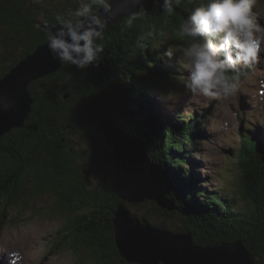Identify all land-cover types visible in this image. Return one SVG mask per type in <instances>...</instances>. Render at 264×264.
I'll use <instances>...</instances> for the list:
<instances>
[{
  "label": "trees",
  "instance_id": "1",
  "mask_svg": "<svg viewBox=\"0 0 264 264\" xmlns=\"http://www.w3.org/2000/svg\"><path fill=\"white\" fill-rule=\"evenodd\" d=\"M78 6L79 0H65L50 8L42 0H0V78L46 42L47 31L39 24L56 26L57 14ZM194 6L185 2L168 16L156 0H147L135 11L143 15L131 26L128 16L106 27L105 49L98 64L78 70L63 63L56 73L32 82L34 103L25 127L0 136L3 224L19 218L14 211L23 213L34 199L47 194L54 204L45 215L61 213L67 219L65 231L57 232L62 244L77 253L85 250L94 264H137L124 259L116 246L113 220L122 200L114 187V157L100 127L105 120L115 126L123 124L124 132L143 145L153 162L166 166L177 186L180 194L171 198L183 212L184 225L177 229L164 222L154 225L190 232L202 245L242 240L256 264H264V138L255 140L242 132L234 156L238 185L207 192L196 187L201 177L194 164L200 161L192 156L201 141L198 125L205 121L197 113L183 112L170 120L155 96L162 87L171 90L183 84L186 70L175 56L160 58V53L166 47L175 50L186 45L187 38L180 37L178 29ZM149 26L155 27L157 35L142 52L137 35ZM244 71L241 81L253 72ZM250 113L245 114L251 117ZM75 133L85 140V150L74 143ZM90 147L108 158L111 180L98 188H91L84 175L89 162L97 161L88 152ZM151 210L159 216H172L156 205Z\"/></svg>",
  "mask_w": 264,
  "mask_h": 264
},
{
  "label": "rangeland",
  "instance_id": "2",
  "mask_svg": "<svg viewBox=\"0 0 264 264\" xmlns=\"http://www.w3.org/2000/svg\"><path fill=\"white\" fill-rule=\"evenodd\" d=\"M64 1L65 0H42L43 4L49 8ZM254 10L258 12L260 22L264 24V0H257V5ZM120 20L122 19L117 21ZM44 29L47 31L46 28ZM182 47L184 46H176L175 51L178 52ZM262 55H264V47H262ZM62 65L63 63H61V66H59L57 70L48 75L56 73ZM39 79L33 80L32 82ZM32 82L29 85V89ZM168 91H170V89L166 90L162 87L155 96L159 99L162 93ZM171 91L178 97V102L167 105L160 100L164 106L165 117L168 116L170 120H174V117L182 112L185 115L197 113V118L199 119L201 117L202 119L200 120L202 122L205 121L202 125H198L197 132L199 135L197 136H199L198 140L201 141L193 148L192 153L193 158L200 161L198 165L196 163L194 164V167L196 169L198 168L201 177L197 180L196 187L199 185L201 189L207 192H212L221 187L227 188L228 190L236 188L238 185L237 177L239 170L237 169L235 163L236 158H234V156L236 150H238L240 146V134L245 132L250 134L255 140L264 138V59L259 62L253 72L243 78L240 90L234 96L228 98L221 97L218 99L192 96L186 94L183 84L175 88L172 87ZM128 94L129 98L133 99L131 93L128 92ZM66 96L68 97V95ZM255 106L256 108L259 107L258 111H253L255 110ZM248 110L251 111L249 114L251 116V122H248L250 118L245 114ZM104 121L100 122V127L103 130V136L106 140L104 129L108 131L111 129L105 127ZM247 125L250 126L249 130H246ZM123 126L124 125L121 124L118 129L123 131ZM72 139L78 148L86 149L85 140L80 134H73ZM88 152L92 157H96L97 161L95 163L89 162V166L85 168L84 175H87L91 188H98L105 180H111L109 164H107L108 158L103 157L101 152L92 147H90ZM109 152L112 153L110 150ZM188 160L190 162V157ZM133 163L134 162H132V164ZM135 164L136 163L128 166L129 172L132 170V176L137 175ZM151 172L155 177L156 172L154 170ZM125 175H128L126 171ZM165 189L168 190V198L175 202V200L171 198V195L176 194L179 196L180 194L175 182L172 180L171 185L167 183L163 188V192ZM125 203H127L128 211L132 215L140 219L144 217L142 220L149 221L153 225L154 223L159 224L164 222L169 228L173 229H177L179 226L184 225V220L178 218L176 215L167 217L153 213L151 210L153 206L156 205L161 208L153 198L145 197L144 200L139 202L129 203L125 201ZM53 204V197L47 194L42 195L40 198L34 199L31 206L23 211V213L14 211V213L19 216V218H15L14 221L3 224L0 220V264H94L85 250L82 249L77 253L71 246L68 248L61 243L58 237L59 233L57 232L59 230H62V233L65 231L64 223L67 219L61 213H56L51 216L45 215L46 213L44 212L50 209ZM175 204L177 203L175 202ZM39 209L42 211L39 212ZM163 211H165V209ZM235 241L244 243L242 240ZM235 241H227V243ZM196 244L199 243L196 242Z\"/></svg>",
  "mask_w": 264,
  "mask_h": 264
},
{
  "label": "clouds",
  "instance_id": "3",
  "mask_svg": "<svg viewBox=\"0 0 264 264\" xmlns=\"http://www.w3.org/2000/svg\"><path fill=\"white\" fill-rule=\"evenodd\" d=\"M162 13L171 16L185 2L195 4L180 23L178 35L187 43L178 52L166 47L160 58L174 56L186 70V94L210 99L228 98L238 93L245 69L254 71L264 59V24L255 7L257 0H156ZM139 3V0H137ZM113 0H79V6L56 15V26L47 30V46L53 57L78 70L98 64L105 49V29ZM104 13L103 15L101 13ZM142 13H131L128 26ZM157 35L149 26L137 35V47L144 52ZM167 105L178 102L173 91L162 93ZM14 101L0 94V110L9 111Z\"/></svg>",
  "mask_w": 264,
  "mask_h": 264
},
{
  "label": "water",
  "instance_id": "4",
  "mask_svg": "<svg viewBox=\"0 0 264 264\" xmlns=\"http://www.w3.org/2000/svg\"><path fill=\"white\" fill-rule=\"evenodd\" d=\"M146 2L113 0L108 25L131 15ZM39 26L54 30V26ZM59 66L61 62L53 59L45 42L0 78V94L15 103V107L9 111L0 110V136L14 127H24L34 103L30 83L57 70ZM104 125L111 129H104V135L114 157L115 191L123 200L115 211L113 224L116 246L124 259L138 264H256L250 250L241 241H221L202 246L196 244L190 232H175L132 215L125 201L135 203L145 197L153 198L163 210L174 215L180 207L168 198L167 189L163 192L164 186L167 183L171 185L172 181L165 166L153 162L134 136L110 122ZM132 162L136 163V176H132V170L129 172L128 169L134 164ZM153 170L155 177L151 172ZM180 214L183 215V212L180 211Z\"/></svg>",
  "mask_w": 264,
  "mask_h": 264
},
{
  "label": "bare ground",
  "instance_id": "5",
  "mask_svg": "<svg viewBox=\"0 0 264 264\" xmlns=\"http://www.w3.org/2000/svg\"><path fill=\"white\" fill-rule=\"evenodd\" d=\"M255 108H256V106H255ZM257 108H259V107H257ZM247 115V114H246ZM248 116V115H247ZM249 117V116H248ZM250 119H251V117H249ZM248 122H251V121H248ZM114 181H115V179H114ZM120 198V197H119ZM121 199V198H120ZM122 200V199H121ZM123 201V200H122ZM125 204H127V203H125ZM180 209L179 210H176V212H175V215L178 217V218H180L181 217V214H180ZM173 213V212H172ZM174 216V214H172V216L171 217H173ZM184 223V222H183ZM198 245H200V244H198Z\"/></svg>",
  "mask_w": 264,
  "mask_h": 264
}]
</instances>
